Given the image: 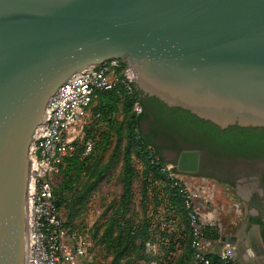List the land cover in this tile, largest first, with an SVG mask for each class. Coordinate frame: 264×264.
Here are the masks:
<instances>
[{
    "label": "water",
    "instance_id": "obj_1",
    "mask_svg": "<svg viewBox=\"0 0 264 264\" xmlns=\"http://www.w3.org/2000/svg\"><path fill=\"white\" fill-rule=\"evenodd\" d=\"M112 59L167 106L264 127V0H0V264H27L29 146L49 98ZM199 159L183 150L176 170Z\"/></svg>",
    "mask_w": 264,
    "mask_h": 264
},
{
    "label": "trees",
    "instance_id": "obj_2",
    "mask_svg": "<svg viewBox=\"0 0 264 264\" xmlns=\"http://www.w3.org/2000/svg\"><path fill=\"white\" fill-rule=\"evenodd\" d=\"M95 100L98 105L93 108L92 116L111 119L120 110L121 121L114 129L116 141L112 151L119 153L122 150L123 177L120 202L104 225L99 239L101 242L114 243L115 260L125 257V264H133V261L128 260L134 253H146L145 242L148 240L159 244L158 250L166 260L163 264H193L192 228L185 206V195L181 191L185 183L175 177L179 173L176 170V161L180 152L199 150V168L194 175L227 184L232 183L239 175H256L264 188V127L235 124L221 128L186 109L167 106L159 99L144 94L134 82L131 93L118 81L112 89L99 91ZM134 101H138L141 106L139 113L133 111ZM90 124L84 129L79 148L74 143L73 153L62 160L65 164L62 169L65 180L60 189H53L54 199L61 213L66 204L67 207L77 201L83 204L87 193L105 172V169L97 171L95 179L85 184L84 189L68 203L64 191L70 189L73 173L82 172L83 167L84 171L96 170L98 164L91 163V160L111 144L107 136L102 139L91 136ZM87 141L92 143V147L84 153ZM138 162L141 165L140 170L137 167ZM136 180L141 183V198L148 197L149 190L154 204L164 206V214L167 215V209L173 211L176 216H165L163 225L176 218L177 231L164 228L166 230H161L158 237L150 238L148 231L151 228V218L136 220L134 217H126L132 206V187ZM73 216V211H69L66 219L63 218L64 227L71 230L74 228ZM183 233L184 242L181 241ZM202 233L205 239L218 237L217 228L213 225H203ZM173 252L175 255H172ZM211 260L215 261L216 258Z\"/></svg>",
    "mask_w": 264,
    "mask_h": 264
},
{
    "label": "built area",
    "instance_id": "obj_3",
    "mask_svg": "<svg viewBox=\"0 0 264 264\" xmlns=\"http://www.w3.org/2000/svg\"><path fill=\"white\" fill-rule=\"evenodd\" d=\"M130 68L112 59L102 64L88 66L71 76L49 98L46 106V120L36 130L29 146L30 179L27 209V264H89L90 240L86 233H75L64 227L61 210L54 199L49 175L55 171L63 158L74 151L70 136L78 125L80 130L88 118L89 107L97 93L112 89L118 81L128 93L132 85L127 76ZM133 111L139 113L138 101ZM92 143H85L90 151ZM185 206L192 228L191 247L193 264H237L234 246L227 244L212 261L204 252V223L199 218L194 194L185 185ZM159 244L145 242V252L156 253ZM142 264H163L161 259H151Z\"/></svg>",
    "mask_w": 264,
    "mask_h": 264
},
{
    "label": "rangeland",
    "instance_id": "obj_4",
    "mask_svg": "<svg viewBox=\"0 0 264 264\" xmlns=\"http://www.w3.org/2000/svg\"><path fill=\"white\" fill-rule=\"evenodd\" d=\"M97 105V100L91 103L89 107L88 118L85 120V124L82 129L80 130L81 125H78L75 130L71 132L70 136L73 139L72 143L73 145L74 143H76L77 148H79V142L83 140L84 137V129L91 123L90 125H92V133H90V135L96 139H102L107 136V140L110 141L111 144L103 151L98 152L91 160V163L98 164L96 170L94 169L93 171H84L83 167L82 172L73 173L72 177L70 178V189L64 191V194H66L68 198V203H71L77 193H80L82 189H84L85 184L95 179V173L97 171L105 169V172L97 180L96 185L93 187V189L87 193V195L85 196L86 200L85 202H83V204L80 201L73 203L69 207H67L66 204L62 207V214L63 218L66 219L69 211H73L74 216L72 218V223L74 225V228L72 230L78 235L80 233H86L89 236V264H125V262H127V259L125 257L115 260L114 243H110V241L108 243L101 242V239H99L101 232L104 229V225L107 221H109L110 217L113 215L116 207L120 202L123 188V177L121 173L122 150L120 149V151H118L119 153H115L114 150L112 151L114 143L116 141V134L114 129H116L119 122L121 121V113L119 110L111 119L101 118L96 115L92 116L93 108H96ZM64 165L65 164L61 162L58 165L57 169L49 175V181L52 185V189H60L62 182L65 180V177L62 174ZM191 175L192 174L180 172L175 174V177L181 182H184L185 179H190ZM256 178L257 177H240V179L236 178L234 183H238V186L239 184L246 183V181H253L257 184V182L259 183V180ZM206 179L207 182L205 186L208 189L212 190V188L215 187L214 185H216L217 187H224V185L220 184L222 182L215 183L217 182L216 180H213L211 178ZM238 180H243V182ZM140 184V181L136 180L133 185L135 193L132 197V206L130 207V211L126 216L134 217L136 220H141L144 217H147V215H149L151 211L152 213H154L155 210L153 208L158 207L154 204L155 201L152 199V194H149L146 198H141L138 192L140 191ZM162 207L164 208L163 205H161V208ZM160 212L163 214L162 209ZM150 217L151 221L149 224H151V228L148 231V235L151 236L150 238L158 237L159 232L164 228H167V230L170 229L169 225H162L163 220H160L157 217L155 219L154 215H150ZM165 230L166 229H164V231ZM111 231L112 230H110V233ZM183 234L181 235L182 242H184L185 240V234ZM143 254L140 251L136 252L128 261H133V264H142L151 259L160 258L163 259L164 263H166V260L162 257L160 250H157L156 253Z\"/></svg>",
    "mask_w": 264,
    "mask_h": 264
},
{
    "label": "crops",
    "instance_id": "obj_5",
    "mask_svg": "<svg viewBox=\"0 0 264 264\" xmlns=\"http://www.w3.org/2000/svg\"><path fill=\"white\" fill-rule=\"evenodd\" d=\"M137 167L140 170L139 162ZM206 182L205 177L194 174L191 175L190 179L184 181L195 196L196 209L202 223L213 225L218 231L216 239H205V254L209 258L215 259L219 251L225 245L230 244L234 246V259L237 264H264V193L261 187L253 181H246L239 186L238 183L227 184L222 182L220 184L224 187L214 185L215 187L211 190L205 186ZM141 188L138 191L139 194ZM132 189L134 194V188L132 187ZM153 209L155 210L154 214L151 211L147 218L154 215L155 219L157 217L164 220L165 216L171 218L176 216L170 209H167V215L164 214L165 210L161 206ZM161 209L163 214L160 212ZM177 224L176 218L167 221L169 230L177 231ZM224 237L229 240L225 241ZM176 251L179 252V249ZM172 255H175V252Z\"/></svg>",
    "mask_w": 264,
    "mask_h": 264
},
{
    "label": "flooded vegetation",
    "instance_id": "obj_6",
    "mask_svg": "<svg viewBox=\"0 0 264 264\" xmlns=\"http://www.w3.org/2000/svg\"><path fill=\"white\" fill-rule=\"evenodd\" d=\"M240 177H257L256 179L259 180L258 176H256V175H239L237 178L240 179ZM213 180H215V179H213ZM235 180H236V179H235ZM235 180H234V181H235ZM216 181H217V180H216ZM234 181H233L232 183H234ZM238 181H242V180H238ZM257 184L261 187V189L263 190V193H264V188H263V186L261 185L260 181H259V183L257 182Z\"/></svg>",
    "mask_w": 264,
    "mask_h": 264
}]
</instances>
